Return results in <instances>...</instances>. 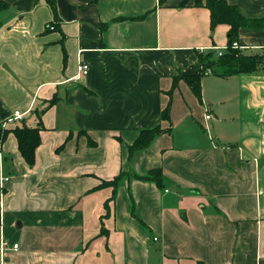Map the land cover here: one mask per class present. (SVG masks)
<instances>
[{
	"label": "crops",
	"instance_id": "0c3cea01",
	"mask_svg": "<svg viewBox=\"0 0 264 264\" xmlns=\"http://www.w3.org/2000/svg\"><path fill=\"white\" fill-rule=\"evenodd\" d=\"M0 1V128L39 130L32 166L1 145L0 244L18 249L0 264H264V69L208 70L199 97L173 81L226 50L227 24L196 0ZM226 2L264 18V0ZM236 44L264 53V28ZM156 168L160 185L134 177ZM120 171L105 209L112 187L92 189Z\"/></svg>",
	"mask_w": 264,
	"mask_h": 264
},
{
	"label": "trees",
	"instance_id": "16d2710c",
	"mask_svg": "<svg viewBox=\"0 0 264 264\" xmlns=\"http://www.w3.org/2000/svg\"><path fill=\"white\" fill-rule=\"evenodd\" d=\"M49 3L51 0H48ZM196 5L203 4L209 10L210 27L214 28L218 24H227V47L222 55L216 53V57L212 58V53H207L205 57H201L202 68L198 74L178 75L174 77V83L178 79H184L190 86L196 96H200V80L204 73L208 70L216 75L226 76L239 73H252L258 69H264V53H242L239 49L233 48L232 44L238 39V30L240 28L262 29L264 28V18H247L242 16L235 5L229 4L226 0H196ZM186 5V1L180 6ZM6 7V3L0 1V10ZM51 104V102L49 103ZM43 109H35L34 114L40 119ZM167 115V109L164 110V116ZM40 122V121H39ZM164 131L160 126L141 129L136 139L128 146L129 154L146 147L151 140ZM12 133L18 145V150L28 164H34V152L39 144V130L37 127L28 126L24 121L16 123L11 128H0V152L1 145L6 136ZM126 173L120 171L115 177L110 180H101L92 190L103 188L106 186L112 187V194L104 203L105 209H109L108 203L113 200L115 188L119 180ZM139 180H151L156 184L162 183V172L159 168L151 169L146 175H134Z\"/></svg>",
	"mask_w": 264,
	"mask_h": 264
},
{
	"label": "built area",
	"instance_id": "2783aa9c",
	"mask_svg": "<svg viewBox=\"0 0 264 264\" xmlns=\"http://www.w3.org/2000/svg\"><path fill=\"white\" fill-rule=\"evenodd\" d=\"M50 28L52 29L53 26L51 25ZM232 47H233V48L237 47L236 42H234V43L232 44ZM222 53H223V51L220 50V49H219L218 52H217L218 55H222ZM77 69H78V73H77L76 77L79 78V75H81V74L84 75V74H86V73L88 72V65H87L86 63L80 62V63L78 64ZM22 117H23V113H21L20 111H17V110H16V111H14V112L12 113V115H11L10 117H8V118L4 121L3 126L5 127V124L12 123V122H15V121H17V120H20ZM208 118H209V115H206V119H208ZM7 248H10V249H13V250H17V249H18V244L14 243L13 245L8 246V243H7L5 240H3V241L1 242V244H0V250L3 252V251L6 250Z\"/></svg>",
	"mask_w": 264,
	"mask_h": 264
}]
</instances>
